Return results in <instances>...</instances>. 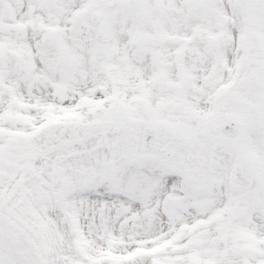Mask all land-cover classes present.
Instances as JSON below:
<instances>
[{"label":"snow or ice","instance_id":"obj_1","mask_svg":"<svg viewBox=\"0 0 264 264\" xmlns=\"http://www.w3.org/2000/svg\"><path fill=\"white\" fill-rule=\"evenodd\" d=\"M0 264H264V0H0Z\"/></svg>","mask_w":264,"mask_h":264}]
</instances>
